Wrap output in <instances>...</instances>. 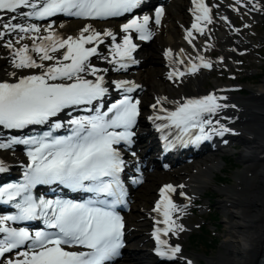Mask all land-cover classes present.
Instances as JSON below:
<instances>
[{"label": "snow or ice", "instance_id": "snow-or-ice-1", "mask_svg": "<svg viewBox=\"0 0 264 264\" xmlns=\"http://www.w3.org/2000/svg\"><path fill=\"white\" fill-rule=\"evenodd\" d=\"M239 2L240 0H237V3ZM193 3L196 4V11L200 13L196 20L211 23L210 9L204 0H193ZM140 4L141 0H43L38 7L32 0H0V10L15 13L18 9L29 8L31 11L24 12L23 15L37 19L51 17L57 13L103 19L123 16ZM162 15L163 8L158 7L155 12L156 24L160 23ZM11 20L15 21L16 17L13 15ZM149 21V15L128 20L121 26V31L125 33L121 43H115L116 36L112 31L101 33L91 25H85L76 36L69 35L66 38L52 31L49 26L48 35H36L31 49L27 44L15 48L12 53L14 68L43 71L22 76L16 82L0 81V126L7 129H24L29 125L48 124L50 119L57 117L63 109L91 105L93 101L103 97L108 91L103 86L104 77L97 75L100 70L90 62V57L97 54V47L86 45L102 44L103 37H111L114 42L113 59L136 63L132 53L137 45L133 43L131 33H138L141 40L150 39L152 32ZM0 28L4 29L0 31V38L14 31L21 34H38L41 31L36 24L26 22L4 23ZM192 29L200 32L203 30L198 23H193ZM190 36L191 30L185 38ZM23 38L21 35L20 40ZM191 42L189 40V43ZM6 46L11 48L13 44L9 41ZM33 52L39 57V63L31 54ZM57 53L60 55H56ZM166 55H171V50L166 52ZM199 59L202 63L192 64L189 72L195 73L200 67H212L203 57ZM44 61L55 63L45 65ZM180 63H183V60ZM120 67L126 68L127 64L121 63ZM88 72L96 76V79H86L84 74ZM11 75L15 77L16 73ZM172 75L175 73L170 74V79ZM116 86L123 88L126 93L133 92L136 87L127 81L118 82ZM226 99L227 97H220L215 93L188 99L179 104L175 111L168 113L165 119L184 133L198 128L199 134L194 136V143L211 139L212 134L223 136L231 129L219 124V121L216 122L219 127H213L212 120L206 119L205 114L210 117L221 108L227 107L220 103ZM160 102L157 101L158 104ZM139 104V100L134 101L126 94L105 112L97 108L95 115L71 119L68 122L72 126L69 135L55 136L52 131H45L42 136H12L6 142H0V149H10L13 145L30 146L27 154L31 160L22 183L0 187V200L5 203L20 198L19 202L14 204L18 210L16 214L0 216V233L3 234V238H0V256L21 246L26 247L25 251L17 253L22 259L8 260L7 264H107L120 255V249L124 246L125 225L115 209L118 204L125 202L127 193L120 179L125 161L114 146L119 145L121 141L132 143L131 128L139 115ZM109 113L112 115L109 116ZM63 126L58 121L50 125L53 130ZM6 170L4 162L0 160V172ZM54 182L73 189H82L94 194L95 198L75 202L64 199L46 200L42 197L37 200L33 197L32 189L36 185ZM179 187L182 188L183 185ZM175 191L173 185H164L160 190L162 201H158L154 209L158 211L163 202V223L167 226L165 235L168 232L175 235L185 230L183 225L176 223L171 216V213L183 211L170 196V193ZM180 195L183 196L184 193L181 192ZM40 219L51 231L38 230L33 234L24 227L7 226L8 221ZM160 231L157 229L154 236L160 248H163L166 242L160 240ZM76 247L87 250H71ZM160 248L157 249L158 255L167 256L169 259L175 258L181 251L179 245L164 250ZM188 264H191V261H188Z\"/></svg>", "mask_w": 264, "mask_h": 264}, {"label": "bare ground", "instance_id": "bare-ground-1", "mask_svg": "<svg viewBox=\"0 0 264 264\" xmlns=\"http://www.w3.org/2000/svg\"><path fill=\"white\" fill-rule=\"evenodd\" d=\"M183 0L173 1L168 7L167 13V27L165 31L160 33L153 41L151 45L142 52L145 58V68L139 75V81H142L146 85L145 94L151 92H161L164 89L163 84L159 79H156L154 64H157V49L160 46L170 44L171 41L177 42L179 39V29L174 25L173 20H181L183 13L181 7ZM38 35V34H36ZM36 35L31 39L23 35V40H17L16 36L11 39H5L4 43L0 42V78L11 79L14 72L12 65V53L6 54L8 48L6 45L9 41L12 42L13 50L15 44H27L32 46ZM1 41V38H0ZM19 41V43H17ZM33 57H36L39 61V57L36 53H31ZM40 62V61H39ZM38 72H42L43 69H37ZM187 88H194L202 90L203 80L201 77H197L188 82ZM244 108L242 117H245L244 122H239V125L243 128V147L240 150L241 162L245 165L240 175V188L234 193H230L227 188L220 189L221 193L225 196V199L220 201L225 214L226 221L223 245L224 252H220L216 257H210L206 259L207 264H254L258 255L259 246L262 244V232L264 229V79L261 80L258 86L251 90V94L247 97H236ZM246 122V126H245ZM17 155L15 152H12ZM2 155L11 158L10 153L4 151ZM219 165L215 160L204 161L197 166V173L189 174L192 189L200 190L204 186L208 185L211 180L212 170ZM203 166V167H202ZM154 182V178L150 179ZM164 179H161L162 181ZM151 182V183H152ZM148 186V183H147ZM148 189L141 190L146 195L150 192V185ZM144 193L141 194L144 195ZM140 203V202H139ZM142 205L135 204L134 209L131 212L130 224L136 225L142 228L145 221H136L135 218L141 216L139 210ZM135 222V223H134ZM134 235V231L129 233ZM136 254L138 248L130 247ZM146 257L135 256L132 260L126 263L135 262V264H151L146 262ZM198 261V260H197ZM122 263V264H123Z\"/></svg>", "mask_w": 264, "mask_h": 264}, {"label": "rangeland", "instance_id": "rangeland-1", "mask_svg": "<svg viewBox=\"0 0 264 264\" xmlns=\"http://www.w3.org/2000/svg\"><path fill=\"white\" fill-rule=\"evenodd\" d=\"M257 30H258V32L260 34L264 35V25H263V27H258ZM157 56H158V54H157ZM158 58H159V56H158ZM154 68L156 69L155 70L156 71L155 77H156V79H158L159 77L157 76V74L161 70V68L159 66V62L157 64H154ZM263 79H264V65H263V70L260 71V73H258L257 76H255L254 78H252L250 80L245 81V86L249 90L247 95H249L250 94V90H253L254 88H256L258 86V84H260L261 80H263ZM204 86L207 88V87H209L211 85L209 84V82H206ZM247 95H245V96H247ZM242 147H243V145H240V147L238 148V153L236 154V157H235L236 163H238V162L241 163V166L238 165L239 167L232 168L233 166H231V164L228 165V166H230L232 168V171L231 172L228 171V175L231 174L230 177L236 178V179H238V181H239V177H240L239 173H242V169H243V167H245V165L241 162L242 161L241 160L242 158H241V155H240V150L242 149ZM149 185H150V188L151 189H150V192L148 193V195H146L141 190L148 189L147 187ZM234 185H235V179L234 180L232 179L226 185V188H228V190H229L230 193H234L235 192L234 191ZM148 186L146 184L138 192V194H137V201L146 202L147 200L149 201L151 197H153V189L156 186V182L151 183V181H149L148 182ZM218 187H221L222 188V186H220V185H218ZM212 188H215V186L213 185L210 189H212ZM142 193H144V195L147 197L144 200L142 199V197H139V195H141ZM214 194H215V196L213 197L215 199V203L214 204H216V206H217V212L216 213L219 214V216H220V220H218V221L213 220L214 221V224H220L218 226V228L216 229L217 232H218V234L216 235V237H214V239H216L217 241H219L218 244L217 245L214 244L211 249H206L204 247L198 246V243L199 242L205 243L204 242L205 239H208L209 228L207 229L206 236H203V238L200 237L199 239L198 238H196V239L193 238L192 239L194 246L190 245L188 242L186 243V246L188 248V251L190 253H193L194 255H196V257L201 260L202 264H207L206 263V259L207 258L209 259L210 257H216L220 252H224L225 251L224 250V245H223L224 235L226 233L224 221H226L227 219L225 217V214L223 213L222 205L220 204V201L222 199H225V196L221 193V191L219 192L218 190H217V192H214ZM211 219H212V217H211ZM142 238H144V237H141V239ZM194 241H196V242H194ZM134 244L136 245L137 248L143 249L142 251H140V254H139L140 256H144V255L147 254L146 250L144 249V246L141 245V243L138 242V240Z\"/></svg>", "mask_w": 264, "mask_h": 264}]
</instances>
